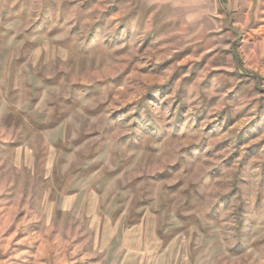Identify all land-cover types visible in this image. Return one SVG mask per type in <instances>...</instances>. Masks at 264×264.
Here are the masks:
<instances>
[{
  "label": "rangeland",
  "instance_id": "rangeland-1",
  "mask_svg": "<svg viewBox=\"0 0 264 264\" xmlns=\"http://www.w3.org/2000/svg\"><path fill=\"white\" fill-rule=\"evenodd\" d=\"M0 264H264V0H0Z\"/></svg>",
  "mask_w": 264,
  "mask_h": 264
},
{
  "label": "clouds",
  "instance_id": "clouds-1",
  "mask_svg": "<svg viewBox=\"0 0 264 264\" xmlns=\"http://www.w3.org/2000/svg\"><path fill=\"white\" fill-rule=\"evenodd\" d=\"M221 229L224 231V232H227L229 231L230 229H234L235 228V223H234V220L233 219H229L227 221H225L223 224H221ZM222 243V241H221Z\"/></svg>",
  "mask_w": 264,
  "mask_h": 264
}]
</instances>
